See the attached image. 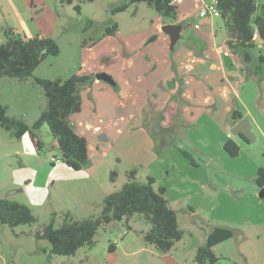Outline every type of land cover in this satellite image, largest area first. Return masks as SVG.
<instances>
[{
	"label": "rangeland",
	"instance_id": "374dc122",
	"mask_svg": "<svg viewBox=\"0 0 264 264\" xmlns=\"http://www.w3.org/2000/svg\"><path fill=\"white\" fill-rule=\"evenodd\" d=\"M125 2L127 9L113 11ZM206 2L216 1H177L176 19L129 0H62L58 15L49 5L43 25L48 18L50 24L42 34L57 40L60 53L45 58L26 80L0 77V100L10 116L29 124L40 116L47 99L35 77L95 76L96 70L121 69L132 61L128 78L136 87L115 119L120 126L116 137L99 136L103 161L93 158L80 171L52 163L51 157L60 153L47 125L39 132L45 147L38 153L29 140L0 126V198L26 203L36 217L33 223L0 225V264H197V248L215 226L236 231L217 247V264H240L230 251L234 242L264 246V197L256 182L264 167V73H253L264 45L251 49V61L234 54L225 42L229 34L221 17L213 31L200 22L198 12ZM168 23L183 25L174 49L163 30ZM115 24L118 29L108 39L106 31ZM236 71L238 77L232 75ZM235 110L249 119L254 141L232 132ZM229 139L240 146L238 156L223 147ZM133 169L139 181L153 176L156 187L164 186L177 211L184 237L169 252L145 242L151 222L141 213L100 227L93 245L72 255L54 254L49 241L36 237L54 216L59 226L65 214L80 220L99 215L106 196L121 189ZM227 251L231 258L225 257ZM249 263L263 262L255 255Z\"/></svg>",
	"mask_w": 264,
	"mask_h": 264
},
{
	"label": "trees",
	"instance_id": "16d2710c",
	"mask_svg": "<svg viewBox=\"0 0 264 264\" xmlns=\"http://www.w3.org/2000/svg\"><path fill=\"white\" fill-rule=\"evenodd\" d=\"M71 1V0H69ZM145 2L165 17L177 18L178 6L172 0H129V3ZM220 17L229 34L227 43L232 52L241 55L246 61H251V49L258 46V40L264 44V3L257 0H217ZM128 2L113 8L120 12L128 8ZM80 8L78 5L76 6ZM118 24L107 29V34H114ZM5 41L0 44V77L8 76L26 80L32 77L40 63L50 55L60 53V45L51 36H35L26 38L16 33L12 28L4 31ZM256 76L264 73V54L260 53L253 69ZM94 79L93 74H72L68 78L54 79L35 77L36 83L44 89L47 104L41 110L40 116L29 124L23 118L10 116L8 107L0 100V126L20 139L28 134L39 152L45 147L40 137V129L47 125L54 141L53 147L60 153L61 162L74 170H82L90 163L88 142L86 137L79 135L69 117L81 102V89ZM233 120L243 118L241 112L235 110ZM250 142L246 137H242ZM225 150L231 156H238L240 146L229 139L224 144ZM182 153L196 163L191 154L185 150ZM264 154V152H263ZM137 170L128 173L129 180L121 189L108 194L99 215L86 219H75L70 214L64 215V222L57 226L55 216L45 224L35 235L51 244V252L59 255H72L82 246H92L99 228L115 220L129 218L135 213L144 214L151 222V228L144 233L146 243L154 245L160 252H169L176 242L182 240L184 232L178 223L177 211L170 206L164 186L156 187V179L148 177L147 182H141L136 177ZM113 174H115L113 172ZM256 182L264 187V167H260ZM36 217L26 203L0 198V225L15 227L21 224L33 223ZM235 230L228 226H215L209 233L205 244L197 248L195 261L198 264L209 262L217 264L218 256L213 246L234 237ZM112 243L110 250H115Z\"/></svg>",
	"mask_w": 264,
	"mask_h": 264
},
{
	"label": "crops",
	"instance_id": "0c3cea01",
	"mask_svg": "<svg viewBox=\"0 0 264 264\" xmlns=\"http://www.w3.org/2000/svg\"><path fill=\"white\" fill-rule=\"evenodd\" d=\"M61 1L62 0H0V44L6 39L4 36V31L10 28H12L16 33L22 34L26 38L43 36V26L48 27V25L50 24V18H48V22L46 23V25H43V20L45 18V16L43 15L44 12H46V10L50 7L49 5L53 3V6L55 7V14L58 15ZM257 2L264 3V0H257ZM49 9L52 8L50 7ZM54 16L55 15L52 16V19H54ZM199 20L201 23L207 25L208 30L213 31L214 25L216 23V16L208 15L206 17H199ZM57 22H59L58 19H56V23ZM111 37L112 34H108L107 38L109 39ZM228 39L229 37L225 42H227ZM257 40L258 43L264 45L261 41H259V39ZM103 42L104 39H101L98 43L103 44ZM219 49L220 48L218 47V45H216L215 50L218 51ZM133 67L134 64L132 61H130L121 69L112 70L109 68H102L100 70H96L95 72L97 73L107 72L111 74L116 84L111 85L104 80L98 79L95 75L92 82L88 85L83 86L81 90L82 100L80 106L75 110L74 113L70 115V120L75 131L79 135L84 136L87 139L88 153L90 158L89 166L92 164L93 158L101 163L104 159V156L106 155L105 153H100V148L98 147V139L100 134H105V137H107L106 139L110 140L111 138L116 137L115 134H118L119 132L120 126H116L115 119L120 116V114H122L124 106L131 99V93L136 87L128 78V72ZM81 74L88 73L82 72ZM232 75L238 77L239 73L238 71H236L235 73L233 72ZM139 79L141 80L142 77L139 76ZM121 83H123L124 85L123 88L121 86ZM239 120H233V126L238 123ZM117 124H119V122ZM20 139H26L27 143L29 140L32 150H34V152H37L28 134L24 135ZM44 161V159H41V162L44 163ZM229 239H233V237ZM227 240H224L213 246V251L216 256H218L216 250L217 247ZM231 247L232 248H230V251H233L232 253L234 257L239 260L237 262H240V264H250L249 259L251 257L253 258L255 255H258V257L261 258V263L263 262L262 264H264V246L251 245L247 247L244 245H239L237 242L235 244L234 242L231 244ZM225 253H227L225 254V257L231 258L232 254L230 252L227 251Z\"/></svg>",
	"mask_w": 264,
	"mask_h": 264
},
{
	"label": "water",
	"instance_id": "95a60500",
	"mask_svg": "<svg viewBox=\"0 0 264 264\" xmlns=\"http://www.w3.org/2000/svg\"><path fill=\"white\" fill-rule=\"evenodd\" d=\"M183 29V25L179 23H168L163 25V30L170 36L171 49H174L177 41L181 36V31ZM98 79L104 80L112 85H115V80L113 76L107 72H98L96 74ZM232 132L240 137H246L250 141L255 140V135L251 131V124L249 123V119L247 117H243L232 127ZM102 138H106L105 135L101 134ZM260 196L264 197V187H262L260 191Z\"/></svg>",
	"mask_w": 264,
	"mask_h": 264
},
{
	"label": "built area",
	"instance_id": "2783aa9c",
	"mask_svg": "<svg viewBox=\"0 0 264 264\" xmlns=\"http://www.w3.org/2000/svg\"><path fill=\"white\" fill-rule=\"evenodd\" d=\"M179 0H172V2L176 3ZM200 17H206L208 15H213L216 17H220V10L217 6V2L215 3H204V5H202L199 9L198 12ZM198 26V25H197ZM228 136L231 137L232 133H228ZM51 161L53 163H59L61 162V158L60 157H56V156H52L51 157ZM198 264V263H197Z\"/></svg>",
	"mask_w": 264,
	"mask_h": 264
}]
</instances>
